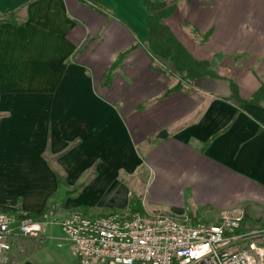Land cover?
<instances>
[{
  "label": "crops",
  "instance_id": "crops-1",
  "mask_svg": "<svg viewBox=\"0 0 264 264\" xmlns=\"http://www.w3.org/2000/svg\"><path fill=\"white\" fill-rule=\"evenodd\" d=\"M97 1L0 0V210L54 209L0 264H80L59 222L130 213L138 171L165 200L148 214L242 209L244 229L264 228V101L250 102L264 87V0H151L176 2L165 22L245 103L228 79L185 80L152 53L144 0Z\"/></svg>",
  "mask_w": 264,
  "mask_h": 264
},
{
  "label": "built area",
  "instance_id": "built-area-1",
  "mask_svg": "<svg viewBox=\"0 0 264 264\" xmlns=\"http://www.w3.org/2000/svg\"><path fill=\"white\" fill-rule=\"evenodd\" d=\"M0 210V254L13 238L40 236L43 220ZM242 209L218 221L165 213H72L59 223L80 264H264V228L244 229Z\"/></svg>",
  "mask_w": 264,
  "mask_h": 264
},
{
  "label": "trees",
  "instance_id": "trees-1",
  "mask_svg": "<svg viewBox=\"0 0 264 264\" xmlns=\"http://www.w3.org/2000/svg\"><path fill=\"white\" fill-rule=\"evenodd\" d=\"M98 2L97 0H92ZM150 13L146 20V26L149 30L148 44L152 53L157 57L171 61L178 72L184 73L183 79L195 80L202 76L224 77L229 80L233 96L240 102L245 103L239 95V88L234 79L228 72L223 71L226 75H221L219 70L213 68L212 63L208 60L196 59L185 47V45L176 37L171 27L165 22V19L172 15L176 9V2H153L144 0ZM180 87L176 85L174 89ZM173 89V90H174ZM264 101V87L262 86L255 92L250 102L260 103ZM3 211L12 212L19 216H24L18 208L3 205ZM52 203L42 212L26 213V216L39 218L43 214L53 213Z\"/></svg>",
  "mask_w": 264,
  "mask_h": 264
},
{
  "label": "rangeland",
  "instance_id": "rangeland-1",
  "mask_svg": "<svg viewBox=\"0 0 264 264\" xmlns=\"http://www.w3.org/2000/svg\"><path fill=\"white\" fill-rule=\"evenodd\" d=\"M143 173L144 172H142L141 174H143ZM141 174H140V171H138L136 176L130 180V182L133 183V191L129 193L130 195L127 194L128 195L127 200L129 201V203H128L129 209L128 210L131 212L140 211L142 213H146V211H144V209H143L144 204L147 206H150L154 203L162 204L165 200L164 199L161 200V199H158L155 197H154V199L151 198L152 194H154L155 190H152L150 193L145 190L147 183H145V181H144V178H143L144 175H141ZM121 175L129 178L127 171L122 170ZM127 200H126V202H127ZM116 211H118V210H116ZM154 213H162V212L154 211ZM165 214L176 216L174 213H165ZM220 216H218L217 218H214V219L211 218L208 220L215 222L219 219ZM179 218L180 219H186V218L191 219L190 217H186V216H180ZM247 222L250 224L251 219H248ZM263 227H264V224H263ZM113 264H116V263H113Z\"/></svg>",
  "mask_w": 264,
  "mask_h": 264
},
{
  "label": "water",
  "instance_id": "water-1",
  "mask_svg": "<svg viewBox=\"0 0 264 264\" xmlns=\"http://www.w3.org/2000/svg\"><path fill=\"white\" fill-rule=\"evenodd\" d=\"M167 135V131L166 130H162L160 133V137H165Z\"/></svg>",
  "mask_w": 264,
  "mask_h": 264
}]
</instances>
